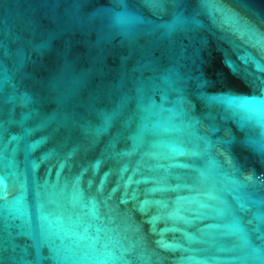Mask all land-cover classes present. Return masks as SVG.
I'll use <instances>...</instances> for the list:
<instances>
[{"label": "water", "instance_id": "95a60500", "mask_svg": "<svg viewBox=\"0 0 264 264\" xmlns=\"http://www.w3.org/2000/svg\"><path fill=\"white\" fill-rule=\"evenodd\" d=\"M262 38L264 0H0V264H264Z\"/></svg>", "mask_w": 264, "mask_h": 264}, {"label": "snow or ice", "instance_id": "6c2138e0", "mask_svg": "<svg viewBox=\"0 0 264 264\" xmlns=\"http://www.w3.org/2000/svg\"><path fill=\"white\" fill-rule=\"evenodd\" d=\"M262 42H264V38H262ZM223 99L225 102L231 105H235V106L242 107V108L247 107L248 105L252 103V101H249L244 98L225 97Z\"/></svg>", "mask_w": 264, "mask_h": 264}]
</instances>
